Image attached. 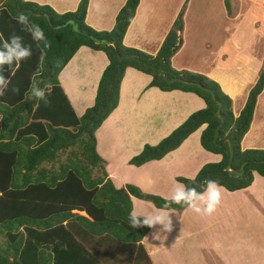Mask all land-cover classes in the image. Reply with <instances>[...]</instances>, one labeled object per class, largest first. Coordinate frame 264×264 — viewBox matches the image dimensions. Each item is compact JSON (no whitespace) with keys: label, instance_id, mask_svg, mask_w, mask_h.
I'll list each match as a JSON object with an SVG mask.
<instances>
[{"label":"trees","instance_id":"16d2710c","mask_svg":"<svg viewBox=\"0 0 264 264\" xmlns=\"http://www.w3.org/2000/svg\"><path fill=\"white\" fill-rule=\"evenodd\" d=\"M87 3L78 0L73 10L59 13L47 4L0 0V33L5 38L20 35L32 50L18 69L13 65L14 73L7 65L0 70L10 80L0 96V264H150L141 244L135 243L148 227L132 228L129 223L130 196L158 208H163L165 200L131 183L114 187L106 176L104 160L95 151L94 131L116 106L119 83L128 66L150 75L148 86L192 92L204 102V107L188 114L157 143H144L128 159L129 164L160 159L204 124L199 144L220 158L203 163L193 176L195 183L176 176L178 182L202 192L207 181L213 180L233 191L248 186L253 171L264 177V148H240L264 85V67L233 116L231 99L215 80L170 65L181 42L183 8L150 55L122 43L138 0H124L108 30L93 29L85 22ZM21 12L43 29L51 43L43 64V42L38 47L31 34L22 31L16 19ZM81 45L102 51L107 64L92 105L77 116L57 74ZM38 69V85H51L48 104L30 97ZM74 145L81 148L89 167L100 169V175L93 176L86 164H80ZM184 207L172 204L168 209Z\"/></svg>","mask_w":264,"mask_h":264},{"label":"crops","instance_id":"0c3cea01","mask_svg":"<svg viewBox=\"0 0 264 264\" xmlns=\"http://www.w3.org/2000/svg\"><path fill=\"white\" fill-rule=\"evenodd\" d=\"M77 2L78 0H39L38 4H47L61 13L73 10ZM123 2L124 0H88L85 22L96 30L110 29L114 15ZM96 4L100 5L99 11ZM154 4L153 0H138L122 38L124 45L150 55L156 52L165 36V33H159L161 18L155 21L157 14ZM171 23L166 27H170ZM106 64L107 58L102 51L81 45L58 72V84L77 116L92 105L98 79ZM260 67L261 64H256L250 71H245L244 79H234V82L223 77L224 88L220 79L216 81L231 99L233 116L242 107L248 89L263 68ZM226 78L228 80L225 83ZM149 80L150 75L135 68L128 66L124 69L117 104L94 131L95 151L105 161L106 176L114 187L131 183L143 192L159 193L150 186L153 180L159 184V180L165 178L172 183L167 189L170 193L159 194L168 197L175 188V176L193 177L203 163L216 162L220 155L200 146L198 139L204 127L202 124L160 159L148 160L138 166L127 162L140 151L144 143H157L188 114L204 107L203 100L192 92L178 89L163 91L155 86H148ZM233 95L240 97L237 104L233 102ZM240 148H264V85L257 95L248 129L240 140ZM162 186L164 190L165 187ZM220 189L221 202L213 216L197 214L187 206L183 209L158 208L148 200L130 196V213L133 210L146 213L153 210L174 211L170 213L172 231L161 233L163 241L153 235L161 227L157 225L155 229L148 228L141 239L135 242L141 244L150 264H201L199 252L204 244H201L200 237H192L196 233L213 237L212 246L217 252L218 264H264V177L253 171L248 186L233 191L222 186ZM228 196L232 200L227 205L223 198ZM210 220L217 223L213 232L207 231L214 224Z\"/></svg>","mask_w":264,"mask_h":264},{"label":"rangeland","instance_id":"374dc122","mask_svg":"<svg viewBox=\"0 0 264 264\" xmlns=\"http://www.w3.org/2000/svg\"><path fill=\"white\" fill-rule=\"evenodd\" d=\"M250 1L155 0L154 4L153 0L157 14L155 21L161 18L158 27L160 35L167 33L170 27L166 25L170 24L176 13L183 8L182 28L178 32L181 42L172 54L171 67L175 70L200 73L217 82L220 79L223 88L225 86L223 77H228L234 82V79L235 81L244 79L245 71H250L256 64L264 67V0ZM227 80L226 78L225 83ZM232 97L233 102L237 104L240 97L237 95ZM73 149L78 152L76 156L81 165L86 164L93 176L100 175V169L89 167L81 156V148L74 145ZM65 152L68 153L67 150ZM181 177L185 176L181 175ZM169 184L170 180L162 178L159 184L153 180L150 188L159 193H170L167 191ZM173 184L176 187L180 182L175 179ZM162 185L165 187L164 190ZM145 192L164 197L159 193ZM223 199L227 202L225 204H231V196ZM213 221L210 220V222ZM216 225L214 221L207 231L213 232ZM203 235L196 233L192 236L200 237L201 244L205 246L202 245V251L199 252L200 263L218 264L217 252L212 246L213 237L209 234Z\"/></svg>","mask_w":264,"mask_h":264},{"label":"clouds","instance_id":"9594fccd","mask_svg":"<svg viewBox=\"0 0 264 264\" xmlns=\"http://www.w3.org/2000/svg\"><path fill=\"white\" fill-rule=\"evenodd\" d=\"M24 3H38L39 0H23ZM96 8L99 11L100 5L96 4ZM17 22L22 25V31H26L31 34L32 39L37 42H43V48L41 49L40 64H43L44 57L46 56V50L51 47V43L46 39L43 29L35 23L30 22L29 17L23 12L19 13L16 17ZM32 55L30 46H26L23 43V37L20 35L12 34L10 37L5 38L0 33V70L4 65L9 66L10 72L14 73L15 69H18L22 61L28 60ZM13 65L15 69H13ZM39 75V69L32 77V84L30 87V97L36 100L44 101L45 104L49 103L47 96L50 95V84H45L44 87H40L36 81V77ZM10 80L3 74H0V96L5 94V90L8 88ZM46 90H48L46 92ZM14 92H18V89H13ZM188 179L195 183V177H188ZM165 203L163 209H168L172 204L186 205L191 211L211 216L217 209V206L221 202V189L220 186L213 180H208L205 190L201 193L194 187H186L182 184H177L171 195L163 198ZM169 211L153 210L150 213H146L140 210H133L129 215V223L132 228L148 227L155 229L157 225L161 227L159 230L153 233L154 237L163 241L161 233H170L172 231V219ZM143 219H140V217Z\"/></svg>","mask_w":264,"mask_h":264}]
</instances>
